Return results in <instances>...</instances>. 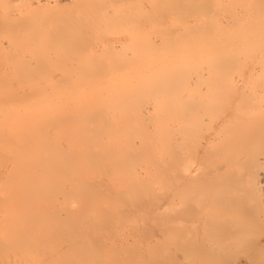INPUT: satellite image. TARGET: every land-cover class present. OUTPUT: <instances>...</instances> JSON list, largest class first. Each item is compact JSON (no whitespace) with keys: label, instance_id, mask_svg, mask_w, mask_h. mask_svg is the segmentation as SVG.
<instances>
[{"label":"bare ground","instance_id":"6f19581e","mask_svg":"<svg viewBox=\"0 0 264 264\" xmlns=\"http://www.w3.org/2000/svg\"><path fill=\"white\" fill-rule=\"evenodd\" d=\"M260 253L264 0H0V264Z\"/></svg>","mask_w":264,"mask_h":264},{"label":"rangeland","instance_id":"374dc122","mask_svg":"<svg viewBox=\"0 0 264 264\" xmlns=\"http://www.w3.org/2000/svg\"><path fill=\"white\" fill-rule=\"evenodd\" d=\"M227 244H229V243H227ZM230 244H231V243H230ZM226 254H227V253H226ZM226 254L222 255V257H223V258H224V257H227L230 253H229L227 256H226ZM260 254H264V253H260ZM242 255H243V254H242ZM242 255H241V257H240V256H239V257L236 256V257L240 258V261H238V262H240V264H241V263H242V264H245V263H246V264H249V261H250V260H249V259H248V260L246 259V258H248V257H245V256L243 255V256L245 257V258H244L245 260H244V259H241V258H243ZM258 255H259V253H258ZM258 255H257V254H256V255L254 254V255H253L254 258H253V256H251V258H253V259H252L250 262H252L253 264H254V262H255V264H260L261 259H260V257H259ZM220 256H221V255H220ZM230 256H232V254H231ZM233 256H235V255L233 254ZM257 256H258L259 258H257ZM261 256H262V255H261ZM263 256H264V255H263ZM215 257H216V256H215ZM217 257L219 258V255H218ZM217 257H216V258H217ZM236 257H234V258H236ZM211 258H212V257H211ZM213 258H214V257H213ZM232 258H233V257H232ZM238 258L233 259V260H235L236 264L238 263V262H237ZM261 258H262V257H261ZM254 259H256V260H257V259H260V260H257V261H256V260H254ZM263 259H264V258H263ZM214 260H215V259H214ZM214 260H213V261H214ZM217 260H218V259H217ZM223 260H224V262H225L227 259L225 260V258H224ZM228 260H229V258H228ZM233 260H232L233 263H232L230 260H229V261H230L232 264H234V261H233ZM246 260H247L248 262H247ZM214 262H216V261H214ZM217 262H219V261H217ZM226 262H228V261H226ZM226 262H225V264H226ZM230 262H229V263H230ZM262 262H263V264H264V260L261 261V264H262ZM219 263L221 264V263H223V262L221 261V262H219ZM219 263H218V264H219ZM229 263H227V264H229ZM252 263H251V264H252ZM215 264H216V263H215ZM223 264H224V263H223ZM238 264H239V263H238Z\"/></svg>","mask_w":264,"mask_h":264}]
</instances>
